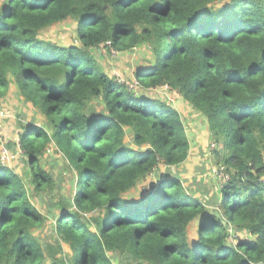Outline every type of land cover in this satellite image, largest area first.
I'll list each match as a JSON object with an SVG mask.
<instances>
[{
  "label": "trees",
  "instance_id": "1",
  "mask_svg": "<svg viewBox=\"0 0 264 264\" xmlns=\"http://www.w3.org/2000/svg\"><path fill=\"white\" fill-rule=\"evenodd\" d=\"M69 18L80 45L41 39ZM143 39L154 63L138 69L133 84L109 76L92 54L102 44L126 52ZM11 79L51 129L34 123L20 135L35 192L53 187L38 161L54 144L75 172L76 193L75 209L64 206L55 226L69 252L44 246L32 233L45 219L27 184L0 161V264H114L109 252L147 264H264V0H3L0 97ZM162 87L203 115L227 153L232 180L218 195L225 222L170 171L152 192L127 196L189 156L169 96L138 93ZM100 99L101 114L93 110ZM96 212L92 230L87 216ZM230 224L249 238L231 244Z\"/></svg>",
  "mask_w": 264,
  "mask_h": 264
},
{
  "label": "rangeland",
  "instance_id": "2",
  "mask_svg": "<svg viewBox=\"0 0 264 264\" xmlns=\"http://www.w3.org/2000/svg\"><path fill=\"white\" fill-rule=\"evenodd\" d=\"M2 1L0 0V4ZM40 37L44 41L60 47L80 45L77 22L73 18L45 28L41 31ZM113 51L116 50L111 45L102 44L99 48L93 49L92 54L103 71L117 80L124 79L133 84L136 81V71L154 63V50L148 40L145 39L138 47L129 51L121 52L117 55ZM161 91L164 92L163 89ZM145 93H150V91H144ZM159 94L161 93L159 92ZM164 95L166 96L168 93L166 92ZM169 101L174 103L172 107L177 103L176 98L171 96V94L169 95ZM94 103L93 110L101 114L104 110V102L100 99ZM2 112L4 115L0 116V132L3 133L6 145L3 150L1 149L0 161L2 156L8 154L10 158L7 166L13 168L25 181L32 204L45 219L44 223L35 228L32 233L42 245L60 244L65 253H68L69 248L58 237L55 226L64 206L67 205L75 209L72 201L69 203L76 193L75 172L64 156L57 150L56 146L51 144L46 154L38 161V164L51 175L53 187L37 194L34 190V178L28 158L19 146V136L25 126L34 123L46 127L49 131L51 129L46 126L48 123L45 117L19 95L18 86L14 79H11V85L6 95L0 97V113ZM199 120L200 122L202 121L200 117ZM202 127L203 129L200 130L199 134L189 140L191 148L188 159L183 164L178 167L161 166L158 171L140 180L139 184L127 193V196L131 200H136L139 199L142 193L152 192L154 190L153 187L156 186L158 175H163L170 171L175 176L181 177L187 194L205 201L207 210L225 222L226 217L221 208L218 195L222 192L227 181L232 180V171L227 169L223 163L227 156L225 150H222L219 145L213 142L207 125L200 124L199 129ZM126 131L128 130L126 129ZM189 134L192 137V133L190 132ZM193 134H197V132L194 131ZM127 136V144L132 145V135L127 133ZM216 151L218 152L215 153ZM215 170L219 171V176L216 175ZM220 176L223 178H220ZM100 217V212L87 216L92 230H96V221ZM188 232L191 241L197 240V222H193L190 225ZM247 238H249V235L244 229L237 228L233 224L229 225L228 240L231 244L235 245L238 240ZM108 254L114 264H147L127 254L119 252H109Z\"/></svg>",
  "mask_w": 264,
  "mask_h": 264
},
{
  "label": "crops",
  "instance_id": "3",
  "mask_svg": "<svg viewBox=\"0 0 264 264\" xmlns=\"http://www.w3.org/2000/svg\"><path fill=\"white\" fill-rule=\"evenodd\" d=\"M161 89H163L164 92H162ZM144 91L145 92L146 91H150V93H145V95H150V96H153V95H155V96H160V95L163 96V94H165L167 92L166 89L163 88V87L162 88H158V89H154V90H144ZM144 91L143 92L139 91L138 93H144ZM159 92L161 94H159ZM166 96H169V95H166ZM175 98H176V102L177 103H176V105H174V107L178 110V112L181 115L182 120L185 123L186 134H187L188 139L191 140V138H194L196 135L199 134L200 130L203 129V127L201 129H199V125L200 124L207 125V129H208L209 134L211 136V132L209 130V127H208V124H207V120L203 118V115L200 112H197L188 102L184 101L181 97H178L176 95ZM179 98H181V99H179ZM199 117L202 119L201 122L199 120ZM194 131H196L197 134H193ZM190 132L192 133V137L189 134Z\"/></svg>",
  "mask_w": 264,
  "mask_h": 264
},
{
  "label": "built area",
  "instance_id": "4",
  "mask_svg": "<svg viewBox=\"0 0 264 264\" xmlns=\"http://www.w3.org/2000/svg\"><path fill=\"white\" fill-rule=\"evenodd\" d=\"M113 53L115 54V55H117V54H119V52L118 51H113ZM121 81V80H120ZM2 115H4V113L2 112V113H0V116H2ZM6 144H5V139H4V137H3V133L2 132H0V153H2V150L4 149V146H5ZM2 149V150H1ZM9 156H8V154H6L5 156H2V158H1V162H2V164H4V165H8V163H9ZM216 171V175L217 176H219V171H217V170H215ZM220 178H223L222 176H220ZM229 181V180H228ZM227 181V182H228Z\"/></svg>",
  "mask_w": 264,
  "mask_h": 264
}]
</instances>
